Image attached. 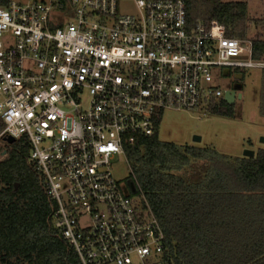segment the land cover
<instances>
[{
    "label": "built area",
    "instance_id": "2783aa9c",
    "mask_svg": "<svg viewBox=\"0 0 264 264\" xmlns=\"http://www.w3.org/2000/svg\"><path fill=\"white\" fill-rule=\"evenodd\" d=\"M117 1L0 4V140L29 144L75 264H162L163 227L131 165L120 184L111 161L155 134L162 110L224 97V69L264 60L217 20L190 23L184 0H126L137 12L122 15Z\"/></svg>",
    "mask_w": 264,
    "mask_h": 264
},
{
    "label": "trees",
    "instance_id": "16d2710c",
    "mask_svg": "<svg viewBox=\"0 0 264 264\" xmlns=\"http://www.w3.org/2000/svg\"><path fill=\"white\" fill-rule=\"evenodd\" d=\"M184 1L190 23L217 20L227 36L251 39L253 58L264 60V33L249 34L246 2ZM230 106L211 101L208 110L231 116ZM3 128L0 120V132ZM2 140L0 264H75L53 227L54 203L28 160L29 144ZM125 155L165 232L162 264H264V151L233 157L212 147L163 142L153 134L126 145ZM200 161L198 179L180 174Z\"/></svg>",
    "mask_w": 264,
    "mask_h": 264
},
{
    "label": "rangeland",
    "instance_id": "374dc122",
    "mask_svg": "<svg viewBox=\"0 0 264 264\" xmlns=\"http://www.w3.org/2000/svg\"><path fill=\"white\" fill-rule=\"evenodd\" d=\"M27 1V0H8ZM244 1L248 4V16L251 19L250 35L256 32L264 33V0H225ZM137 9L132 1L118 0L117 13L135 14ZM258 22V23H256ZM258 24V25H257ZM257 26V27H255ZM264 27V26H263ZM232 71L242 73V89L239 91L241 98L236 97L231 104L233 115L227 116L221 113H212L208 105L201 104L189 109H164L155 127V134L160 141L171 142L178 145H195L199 147H212L217 151L233 156H243L246 150L254 151L255 154L264 151V69L258 67L232 68ZM223 91L234 88V83L229 76L220 79ZM224 100L220 97L216 102ZM88 101V94L84 96V103ZM226 106V105H225ZM194 136H200L201 141L193 140ZM5 145L0 140V151L3 152ZM195 166L180 172L190 180L199 177V169L204 162H193ZM114 177L120 184L127 182L131 176L129 162L124 154H116L111 161ZM131 198L142 205L139 192L131 193Z\"/></svg>",
    "mask_w": 264,
    "mask_h": 264
},
{
    "label": "water",
    "instance_id": "95a60500",
    "mask_svg": "<svg viewBox=\"0 0 264 264\" xmlns=\"http://www.w3.org/2000/svg\"><path fill=\"white\" fill-rule=\"evenodd\" d=\"M229 71L230 70L228 68L224 69L223 75L228 76ZM242 87H243V85L241 83H237L236 85H234V88L226 90L224 93V101L228 104H234L236 101V97H238V98L242 97L241 93L239 92L242 89ZM5 140H7L8 142H13L15 139L13 137H7V138H5ZM193 140L200 142L201 137L200 136H194ZM261 142L264 143V137L261 138ZM2 154L5 155L6 152L3 151ZM243 156L253 157V156H255V152L246 150L244 152ZM122 189L126 195H129L130 193L136 192V188H135L134 184L122 185Z\"/></svg>",
    "mask_w": 264,
    "mask_h": 264
},
{
    "label": "flooded vegetation",
    "instance_id": "af4514ba",
    "mask_svg": "<svg viewBox=\"0 0 264 264\" xmlns=\"http://www.w3.org/2000/svg\"><path fill=\"white\" fill-rule=\"evenodd\" d=\"M228 76L231 79V81L234 83V85H236L237 83H241V78H242L241 72L239 71L233 72L232 70H230Z\"/></svg>",
    "mask_w": 264,
    "mask_h": 264
}]
</instances>
